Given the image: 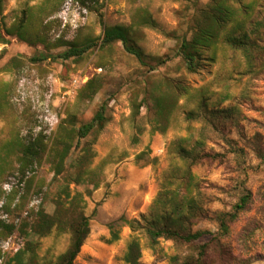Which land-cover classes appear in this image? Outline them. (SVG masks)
I'll list each match as a JSON object with an SVG mask.
<instances>
[{
	"label": "rangeland",
	"instance_id": "1",
	"mask_svg": "<svg viewBox=\"0 0 264 264\" xmlns=\"http://www.w3.org/2000/svg\"><path fill=\"white\" fill-rule=\"evenodd\" d=\"M84 1L0 2V198L2 183L9 177L15 183L0 209V216L7 213L0 220L13 225L10 233L0 229V264H58L82 216L88 233L73 264H132L129 254L138 264H172L171 255L194 254L165 238L152 248L142 228L131 230L121 219L143 225L160 211L163 203L154 201L179 144L221 156L192 167L202 207L233 212L251 193L220 240L236 255L227 264H264V159L253 146L259 140L264 153V69L249 68L242 52L220 41L196 71L186 69L180 41L191 37L196 6L210 0ZM242 1L251 6L245 30L264 45V0ZM22 16L28 40L15 31ZM146 16L157 27L143 23ZM115 25L128 29L146 64L120 41L101 44L103 28ZM87 38L97 44L82 56H57L70 41ZM38 51L49 57H35ZM90 80L93 87L83 90ZM101 106L105 119L72 145L56 175L52 150L59 125L76 128ZM30 144L36 156L23 150ZM196 228L218 233L213 220ZM111 229L118 236L113 241ZM133 241L139 248L131 251Z\"/></svg>",
	"mask_w": 264,
	"mask_h": 264
},
{
	"label": "trees",
	"instance_id": "2",
	"mask_svg": "<svg viewBox=\"0 0 264 264\" xmlns=\"http://www.w3.org/2000/svg\"><path fill=\"white\" fill-rule=\"evenodd\" d=\"M235 4L239 5L236 6ZM250 9L251 6L244 4L242 0H210L202 7L196 6L191 27V37L183 36L179 44V54L186 69L196 71L201 59L204 57L205 51L214 48L220 41L222 46L242 52L249 68L263 70L264 45L259 44L256 39L258 37H252L245 30V25H243V20L245 22L246 18L249 17ZM143 23L150 27H157V23L150 16H146ZM26 27L25 16H22L15 25V31L25 40L28 38ZM36 40L44 41L39 36H36ZM59 40L63 41V37ZM114 41H120L126 52L133 55L141 64H146L145 55L134 42L127 28L120 25L103 28L101 44L106 45ZM96 44L95 38H87L83 42L70 41L69 46L57 56L65 59L80 57ZM46 55L45 52L38 51L35 57H49ZM162 61L158 63L161 64L163 63ZM151 69L154 68L151 67ZM92 87V80H90L83 86V90H88ZM157 101L166 107L164 98H160ZM170 105L172 106L167 107V110L173 108L174 102L170 103ZM158 111L164 112L159 110V108ZM67 117L74 119V116L70 114ZM104 119V106H101L88 122L81 123L76 128L66 127L63 124L59 125L56 134L58 145L54 146L52 150L55 156L53 165L56 175L61 173L63 161L72 145L77 146L80 139L86 137ZM42 137L40 136L38 140L41 143L43 142ZM31 144L26 145L23 150L27 155L36 156L38 152ZM177 146L178 148L175 152L177 161L170 164L171 169L166 174L165 185L161 187L154 201V206L163 203L159 209L160 211H157L156 214L152 213L151 218L145 219L143 225H140L135 219L128 220L125 217H121V219L131 230L142 228L152 248L156 247L160 238H165L173 241L176 245L185 244L195 250L194 254L188 253L184 256L174 254L169 256L172 264H227L230 261H234L236 255L232 252L231 247L221 242L220 236L228 232L229 224L234 221L238 211L244 210L248 206L251 193L247 191L240 197L239 201L234 205L233 212L205 209L198 200L199 193L196 190H200L199 178L194 174L192 167L204 163L206 160H215L218 157L221 159V156L218 153L188 149L181 146V144ZM253 146L257 157L264 159L260 141H254ZM41 148H43L42 144ZM168 185L175 187H168ZM203 220L215 221L218 225V233L211 234L209 230L193 229L194 224ZM52 223L53 221L50 219L48 224ZM87 225V217L82 216L79 224L73 228L70 245L60 255L58 264H73L88 233ZM0 229L10 233L13 230V225L6 224L0 220ZM205 235H210L209 240L199 242ZM111 236L112 241L118 238L116 232L112 229ZM129 247L131 251L139 248L136 241H133ZM18 251L15 255L17 262L20 261L23 252L22 250ZM136 252L139 251L137 250ZM127 260L132 262V264H138L136 256L131 259L129 254Z\"/></svg>",
	"mask_w": 264,
	"mask_h": 264
},
{
	"label": "built area",
	"instance_id": "3",
	"mask_svg": "<svg viewBox=\"0 0 264 264\" xmlns=\"http://www.w3.org/2000/svg\"><path fill=\"white\" fill-rule=\"evenodd\" d=\"M65 8L68 10L69 7H70V2H66L65 3ZM78 19H79V14H76V16L74 17L73 19V23H71L69 26L71 29H75L78 25ZM67 22V19L64 18V22L62 24V27H64V25L66 24ZM14 177H9L6 181H4L2 183V190H3V195L1 196L0 198V209L3 208L4 204H5V196L8 195L12 189H13V185L15 184L14 183ZM18 196L17 198L15 199L16 201L18 200ZM2 219H6L7 218V213H3L1 216H0Z\"/></svg>",
	"mask_w": 264,
	"mask_h": 264
}]
</instances>
